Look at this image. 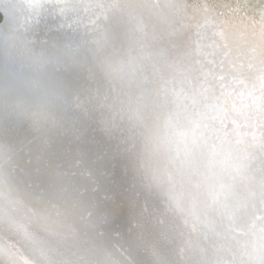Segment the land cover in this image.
<instances>
[{
    "label": "bare ground",
    "instance_id": "bare-ground-1",
    "mask_svg": "<svg viewBox=\"0 0 264 264\" xmlns=\"http://www.w3.org/2000/svg\"><path fill=\"white\" fill-rule=\"evenodd\" d=\"M242 1L0 0V264H264Z\"/></svg>",
    "mask_w": 264,
    "mask_h": 264
},
{
    "label": "rangeland",
    "instance_id": "rangeland-1",
    "mask_svg": "<svg viewBox=\"0 0 264 264\" xmlns=\"http://www.w3.org/2000/svg\"><path fill=\"white\" fill-rule=\"evenodd\" d=\"M193 2L194 0H190ZM253 3V6L263 7V0H248ZM257 1V2H256ZM208 4L216 9L218 14L223 15L225 18L232 17L235 20H243L244 23H250L254 26V30L257 31V27L260 25L256 10L249 9L242 0H225L222 7H219L218 0H207ZM228 3V4H227ZM261 5V6H260ZM246 12V14H245ZM1 20V15H0Z\"/></svg>",
    "mask_w": 264,
    "mask_h": 264
},
{
    "label": "water",
    "instance_id": "water-1",
    "mask_svg": "<svg viewBox=\"0 0 264 264\" xmlns=\"http://www.w3.org/2000/svg\"><path fill=\"white\" fill-rule=\"evenodd\" d=\"M0 15H1V17H3V16H4V15H3V12L0 11Z\"/></svg>",
    "mask_w": 264,
    "mask_h": 264
}]
</instances>
